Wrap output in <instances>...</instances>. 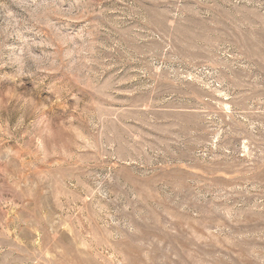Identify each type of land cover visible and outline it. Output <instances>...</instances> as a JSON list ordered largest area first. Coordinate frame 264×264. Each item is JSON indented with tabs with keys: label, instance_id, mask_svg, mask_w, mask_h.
Here are the masks:
<instances>
[{
	"label": "rangeland",
	"instance_id": "obj_1",
	"mask_svg": "<svg viewBox=\"0 0 264 264\" xmlns=\"http://www.w3.org/2000/svg\"><path fill=\"white\" fill-rule=\"evenodd\" d=\"M0 264H264V0H0Z\"/></svg>",
	"mask_w": 264,
	"mask_h": 264
}]
</instances>
